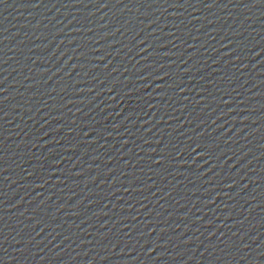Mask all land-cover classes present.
Segmentation results:
<instances>
[{
  "label": "water",
  "instance_id": "obj_1",
  "mask_svg": "<svg viewBox=\"0 0 264 264\" xmlns=\"http://www.w3.org/2000/svg\"><path fill=\"white\" fill-rule=\"evenodd\" d=\"M0 264H264V0H0Z\"/></svg>",
  "mask_w": 264,
  "mask_h": 264
},
{
  "label": "snow or ice",
  "instance_id": "obj_2",
  "mask_svg": "<svg viewBox=\"0 0 264 264\" xmlns=\"http://www.w3.org/2000/svg\"><path fill=\"white\" fill-rule=\"evenodd\" d=\"M103 6V5H102Z\"/></svg>",
  "mask_w": 264,
  "mask_h": 264
}]
</instances>
